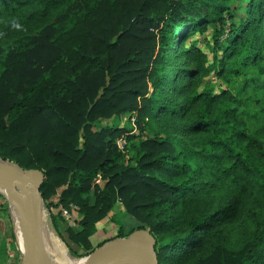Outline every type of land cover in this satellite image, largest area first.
Masks as SVG:
<instances>
[{
    "label": "trees",
    "instance_id": "16d2710c",
    "mask_svg": "<svg viewBox=\"0 0 264 264\" xmlns=\"http://www.w3.org/2000/svg\"><path fill=\"white\" fill-rule=\"evenodd\" d=\"M230 1L0 0V160L43 175L72 258L119 202L99 246L146 230L158 264H264V0L238 22Z\"/></svg>",
    "mask_w": 264,
    "mask_h": 264
},
{
    "label": "water",
    "instance_id": "95a60500",
    "mask_svg": "<svg viewBox=\"0 0 264 264\" xmlns=\"http://www.w3.org/2000/svg\"><path fill=\"white\" fill-rule=\"evenodd\" d=\"M43 180L39 171L26 170L16 163L0 160V190L10 203L19 208L23 220L24 248L20 264H50L42 236L43 202L40 189ZM154 247L153 236L146 230H138L127 239L97 249L82 260L84 264H120L123 261L158 264Z\"/></svg>",
    "mask_w": 264,
    "mask_h": 264
},
{
    "label": "rangeland",
    "instance_id": "374dc122",
    "mask_svg": "<svg viewBox=\"0 0 264 264\" xmlns=\"http://www.w3.org/2000/svg\"><path fill=\"white\" fill-rule=\"evenodd\" d=\"M246 0H231L230 1V8H229V16H233L234 18V21L235 22H238L239 18H242L243 17V8L246 6ZM229 22H231L229 20ZM206 38V34L205 35H200V36H196L195 39L198 40L199 42H197L199 45L202 44L201 40L205 39ZM213 81H218L215 77L212 78ZM218 85L221 84L220 81H218L217 83ZM218 85L216 87H218ZM107 125H112V126H120V127H127L131 130V134H134V135H139L138 133V130L136 128V125H135V122H134V118L133 117H123V119L120 121V123H117L116 121H109V122H105ZM144 137L142 138H146V137H151L153 136L152 134H150L148 131H145V134H142ZM117 148L119 150H123V145H124V141L123 139L122 140H117ZM121 147H120V145ZM127 158H129V155H126L125 153V157H124V161L127 160ZM101 183L100 184H103L102 180L100 181ZM9 210V203L7 201V210ZM113 214V215H112ZM113 216V217H112ZM116 217V218H115ZM6 218H10L9 215L7 214V217ZM113 220H112V219ZM125 218H126V215L124 213V209H123V206L121 203H118L116 202V205L114 206L113 210L110 212V214L108 215L107 218L104 219V221H101L100 223H98V228H103L101 229L103 232H105L106 234V239H111L115 236L116 234V230H117V225L114 224L115 222H113L114 220H117L119 222H123L125 221ZM116 221V222H117ZM42 224H43V227H42V236H43V245H44V250H45V255L47 257V260L49 261L50 264H57V259L60 258V254L58 253V250L57 248H61L60 250L64 253V257L68 260H71V261H74V260H80V259H74L72 258L70 255H69V250L66 246V244L59 238V236L57 235V233L55 232L54 230V227L50 221V218H49V215L48 213H42ZM12 225V224H11ZM12 233H13V236L16 240V230L15 228L12 226ZM63 235V237L66 239V235L64 234V232L61 233ZM93 237V236H92ZM49 242L50 245H48V243H46L47 241ZM54 239V240H53ZM9 240V239H8ZM98 240L94 238H92V242L91 244L92 247H93V250L92 251H95L97 249H101V248H104L108 245H113L117 242H119L120 240H115V241H110L109 244L107 243L106 245H100V242H98ZM10 243V240L8 241V244ZM58 243V244H57ZM68 244L70 245V247L73 249V250H76V252L78 251L79 254L82 253L81 250H79L78 248H76L75 246H73L71 243L68 242ZM53 247H52V246ZM56 245H57V248H56ZM59 245V246H58ZM6 247V243L5 242H1L0 243V264H13L12 261H10L8 258L10 256V259L13 258V256L15 255L16 258L17 256L19 257V260H20V257H21V253L19 251V249H17V252L16 253H12L10 254V252L12 251H8V248L5 249ZM16 247L18 248L17 244H16ZM20 248V247H19ZM65 250V252L63 251ZM52 254H54V256H52ZM58 254V255H57ZM127 262H130V261H127ZM20 263V261L18 262ZM120 264H124L123 262L120 263Z\"/></svg>",
    "mask_w": 264,
    "mask_h": 264
},
{
    "label": "built area",
    "instance_id": "2783aa9c",
    "mask_svg": "<svg viewBox=\"0 0 264 264\" xmlns=\"http://www.w3.org/2000/svg\"><path fill=\"white\" fill-rule=\"evenodd\" d=\"M120 145V144H119ZM121 147V145H120ZM101 179L98 177L95 180V184L101 185L100 182ZM1 195L4 196V198L1 197ZM8 201L9 203V210L7 211V214L9 215V221L11 222L12 226L16 228L18 224V217L19 214L17 213L16 206L6 198V196L3 193H0V211L3 207V205ZM57 202V199H55V203ZM119 203V202H118ZM44 213H46L45 210H43ZM76 214H77V207L71 205L69 208H62L60 206L57 207V209H54V215L59 216V218L66 223L69 226H74L75 225V219H76Z\"/></svg>",
    "mask_w": 264,
    "mask_h": 264
},
{
    "label": "crops",
    "instance_id": "0c3cea01",
    "mask_svg": "<svg viewBox=\"0 0 264 264\" xmlns=\"http://www.w3.org/2000/svg\"><path fill=\"white\" fill-rule=\"evenodd\" d=\"M0 193H3L1 190H0ZM52 214H54V210L52 211ZM7 216L0 213V243L2 242H5L6 243V247L5 249L8 248V251L10 252V254H14L17 252V249H19L20 253H21V249L19 248V245L18 243L16 242L18 248H12V236H13V231H12V225H11V222L9 221L8 218H6ZM51 221V220H50ZM104 221V220H103ZM102 223V222H101ZM98 225V224H97ZM96 225V233L94 234V236L92 238L95 237L96 240L99 239L98 242L102 243L103 241H106V234L105 232H103L101 229L103 228H98V226ZM92 238H91V243L92 242ZM10 240V243L8 244V241ZM93 245V244H92ZM10 261H12L13 264H19V257L14 255L13 258L10 259V256L8 258Z\"/></svg>",
    "mask_w": 264,
    "mask_h": 264
},
{
    "label": "bare ground",
    "instance_id": "6f19581e",
    "mask_svg": "<svg viewBox=\"0 0 264 264\" xmlns=\"http://www.w3.org/2000/svg\"><path fill=\"white\" fill-rule=\"evenodd\" d=\"M17 209V213L19 214V217H18V224L15 228L16 230V240H17V243L20 247L21 250H23L24 248V231H23V220H22V216H21V213L19 211V208L16 207ZM46 240V239H45ZM54 240V239H53ZM47 241V240H46ZM46 243L49 244V242L47 241ZM58 244V243H57ZM52 246V245H51ZM54 246V245H53ZM52 246V247H53ZM59 246V245H58ZM56 248H57V245H56ZM61 249V248H60ZM59 248H57L58 250V253L60 254V258L57 259V264H84V260L80 259V260H74V261H71V260H68L64 257V253L60 250ZM65 252V250H63ZM58 255V254H57ZM52 256H54V254H52ZM124 264H142V261H139V262H127V261H123ZM54 264V263H53Z\"/></svg>",
    "mask_w": 264,
    "mask_h": 264
}]
</instances>
